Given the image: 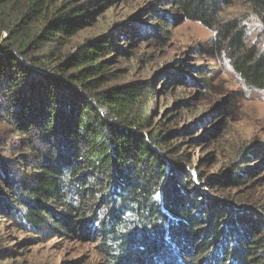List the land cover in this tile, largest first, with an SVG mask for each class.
Listing matches in <instances>:
<instances>
[{
	"label": "trees",
	"instance_id": "obj_1",
	"mask_svg": "<svg viewBox=\"0 0 264 264\" xmlns=\"http://www.w3.org/2000/svg\"><path fill=\"white\" fill-rule=\"evenodd\" d=\"M110 1L0 0V225L36 241L89 235L105 264H264V210L213 194L224 182L246 185L253 151L222 180L207 178L175 136L203 128H166L149 108L152 81L113 82L107 57L188 20L213 31L204 51L225 54L245 86L264 91V0H155L151 25L136 35L62 50ZM238 1L259 23L253 40L243 18L228 15ZM121 36L129 38L119 47ZM169 66L158 86L213 88L209 64ZM256 152L264 162V147ZM7 245L0 232V264Z\"/></svg>",
	"mask_w": 264,
	"mask_h": 264
},
{
	"label": "rangeland",
	"instance_id": "obj_2",
	"mask_svg": "<svg viewBox=\"0 0 264 264\" xmlns=\"http://www.w3.org/2000/svg\"><path fill=\"white\" fill-rule=\"evenodd\" d=\"M153 1L111 0L106 6L95 8L96 20L71 37L62 50L73 52L86 39L102 34L119 35L128 30L136 35L138 28L151 25L147 6ZM227 12L230 16L243 18L248 39L253 40L259 34L257 18L241 1ZM155 34L161 37L151 39L146 34V37L130 38L127 53L122 57H118L117 51L108 54L111 66L115 65L119 73L113 82L149 78L156 88L153 96L157 98L149 102V108L156 107L159 120L166 128L180 130L193 124H196V130L203 128L199 133L191 130L175 136L182 146L180 155L189 157L194 165H201L202 174L207 178L222 180L229 167L240 163L239 157L252 150L247 161L252 171L245 178L246 185L235 187L224 182L213 189V194H230L245 204L264 210V162L256 152L264 147V91L245 86L225 54L218 56L204 51L210 46L214 33L201 24L185 20L170 28L167 35L159 30ZM118 38V46L122 47L129 37ZM173 61L182 66L184 63L190 70L209 64L213 88L205 90L193 83L186 84L183 89L158 86L165 80L161 73L167 68H175L169 66ZM3 220L0 232L9 249L6 264H105L89 235L79 238L51 235L36 241L32 232Z\"/></svg>",
	"mask_w": 264,
	"mask_h": 264
}]
</instances>
